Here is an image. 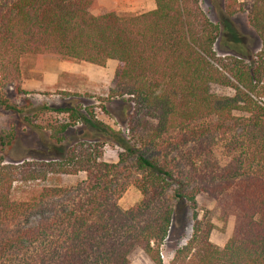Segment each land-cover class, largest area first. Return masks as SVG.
<instances>
[{
    "label": "trees",
    "instance_id": "obj_1",
    "mask_svg": "<svg viewBox=\"0 0 264 264\" xmlns=\"http://www.w3.org/2000/svg\"><path fill=\"white\" fill-rule=\"evenodd\" d=\"M98 1L0 0V109L34 126L4 90L19 84L25 56L98 67L115 61L109 98L131 107L127 139L115 142L124 152L120 162L133 157L141 199L128 209L118 205L119 164L105 162L102 151L111 131L91 113L57 109L82 121V140L49 160L15 165L0 157V264H128L134 249L162 264L159 248L176 214L187 205L195 210L200 194L224 222L233 217L231 236L223 247L213 244V224L195 211L192 234L170 264H264V0H249L258 51L224 27L223 56L214 50L221 27L199 0H153V10L136 15L94 14ZM243 6L226 0L224 9L233 16ZM212 85L232 95L212 94ZM67 128L48 138L59 143ZM217 140L225 142L224 163L213 153ZM169 148L184 150L183 162L168 159ZM80 173L83 181L61 185ZM35 182L50 185L14 198V185Z\"/></svg>",
    "mask_w": 264,
    "mask_h": 264
},
{
    "label": "rangeland",
    "instance_id": "obj_2",
    "mask_svg": "<svg viewBox=\"0 0 264 264\" xmlns=\"http://www.w3.org/2000/svg\"><path fill=\"white\" fill-rule=\"evenodd\" d=\"M225 1L199 0V3L207 18L212 23L220 25L221 31L224 27L235 31L251 53H256L260 42L248 25L250 1L237 0L244 3L243 11L233 16L226 13ZM153 5V0H99L98 8L93 13L114 10L118 15H136L150 11ZM226 34L223 31L220 32L218 42L214 46L217 56L226 55L218 45L222 37H227ZM115 69L116 63L112 62H108L105 67H98L83 62L61 60L55 56L22 58L19 84H10L4 90L9 102L23 110L34 126L28 127L19 116L0 109V138L2 139L0 140V157L3 158L4 163L17 165L24 159L41 161L49 160V155L64 154L68 148L85 137L83 131L85 127L81 120H72L68 114H60L55 110L77 108L84 116L88 117L91 113L97 121L111 131L110 140L105 141L102 148L103 159L107 163L119 164L118 205L122 209L135 205L141 199L140 192L134 185L139 172L135 169L133 157L122 156L123 162L119 161L124 152L115 142L118 135L127 139L126 122L131 111L125 98H109V92L115 85ZM210 91L217 96L232 95L230 89L219 85H212ZM59 92H66L71 96L65 97ZM43 107L51 110L43 111ZM61 125H68V128L58 135L60 142L51 141L48 137L52 136L54 130ZM38 126L41 128L39 129ZM224 143L223 140H217L213 147L214 156L220 163H224L227 157ZM163 145L167 146L166 143ZM32 153L34 156L30 157ZM166 153H168V159L175 160L177 163L183 162L180 156L184 154V150L169 148ZM84 179L83 173L75 177H63L61 185L74 186ZM37 185L41 187L50 184L42 182L16 184L13 189L14 198L27 199ZM120 187H125L124 191L120 192ZM195 211L199 219L210 220L213 224L214 229L210 235V241L213 244L223 247L231 236L233 217H229L224 222L215 208V202L206 195L200 194L196 197L195 210L187 205L181 213L176 214L168 237L159 248L162 264H170L175 251L191 236ZM128 264L153 263L140 249H134L129 255Z\"/></svg>",
    "mask_w": 264,
    "mask_h": 264
},
{
    "label": "crops",
    "instance_id": "obj_3",
    "mask_svg": "<svg viewBox=\"0 0 264 264\" xmlns=\"http://www.w3.org/2000/svg\"><path fill=\"white\" fill-rule=\"evenodd\" d=\"M154 8H155V4L153 5V7H151V10H153ZM108 62L116 63L115 61H108Z\"/></svg>",
    "mask_w": 264,
    "mask_h": 264
},
{
    "label": "built area",
    "instance_id": "obj_4",
    "mask_svg": "<svg viewBox=\"0 0 264 264\" xmlns=\"http://www.w3.org/2000/svg\"><path fill=\"white\" fill-rule=\"evenodd\" d=\"M160 257H162V255H160Z\"/></svg>",
    "mask_w": 264,
    "mask_h": 264
}]
</instances>
